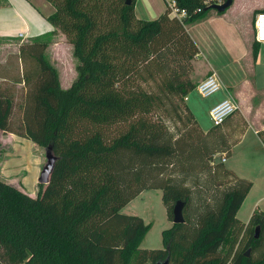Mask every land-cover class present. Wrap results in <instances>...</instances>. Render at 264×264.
<instances>
[{"label":"trees","instance_id":"obj_1","mask_svg":"<svg viewBox=\"0 0 264 264\" xmlns=\"http://www.w3.org/2000/svg\"><path fill=\"white\" fill-rule=\"evenodd\" d=\"M125 1L47 0L46 20L76 60L68 88L45 41L20 45L26 91L14 124V97L0 90V130L51 146L56 160L36 196L0 179V245L26 264H264V213L236 217L252 182L216 159L232 155L247 123L236 109L204 131L185 99L199 52L187 26L215 1L175 0L185 16L165 7L152 20ZM144 189H160L171 221L185 203L160 249L140 248L150 224L121 212Z\"/></svg>","mask_w":264,"mask_h":264},{"label":"rangeland","instance_id":"obj_2","mask_svg":"<svg viewBox=\"0 0 264 264\" xmlns=\"http://www.w3.org/2000/svg\"><path fill=\"white\" fill-rule=\"evenodd\" d=\"M8 1L13 7L9 6L11 12H9L7 8L0 12L1 19L5 21L2 25L3 27L0 29L1 34L13 36L17 30H24L26 28V23L29 24L32 29L30 36L39 37L38 40L46 42L47 46L44 55L57 69L61 87L68 88L76 77V60L72 57V46L66 43L63 34L58 29H56L54 33H47L41 37L43 33H46L49 27V22L47 23L42 14H46L48 9L52 10L50 5L46 0H31L32 4L27 0H18V4L15 0H11V2L10 0ZM205 1L217 2L218 0ZM141 6H145L147 10L152 13L151 17L154 19L156 12L163 6V0H139L138 11ZM25 8H27V10H25ZM254 17L255 13L252 17L248 18L251 26ZM30 42H22L19 38H13L11 40L8 39V41L5 40L3 44H0V90L4 89L3 91L9 92L14 97L15 109L12 115V122L14 124L18 121L19 111L17 108L26 91L23 82L19 80V75L22 74L23 65L25 64L20 55L19 47L23 43ZM235 70L240 73L241 69ZM242 72L243 70H241L240 73L241 78L237 80L238 83H240L238 85L241 91H245L247 89L245 83L252 82L253 77L251 73L244 76ZM15 79H17V81H15ZM254 81L256 82V74ZM224 96L225 90L222 86L219 91L208 97H201L195 89L187 96V104L193 111L202 130L205 131L212 125L208 115L209 108L216 102L222 100ZM248 117L252 122V126H255L256 117L253 118L250 115H248ZM254 137L253 127L247 128L242 144L238 147H233L232 151L234 157H237L238 161L242 164H244L246 160L253 163L254 168L250 170L248 175L257 180L255 181V189L252 191L249 199L241 206L236 214V217L242 222H247L249 219L248 216L251 215L252 211L255 209L264 213V159L262 153H258L256 144H253L252 139ZM6 139H8V133L0 130V179L10 184H17L19 189L25 193L30 196H36L39 189L38 176L46 162L45 148L36 145L31 140L24 137L17 138L13 146H10ZM11 147L13 149L16 147L18 156L16 155V151H13ZM243 156L246 160L242 158ZM216 159L220 161L219 156H216ZM230 163L231 161L228 162L227 166ZM257 198H260L259 204L252 207V204ZM121 212L129 215H137L141 217L146 224H150V228L139 246L140 248H163L161 231L171 227L173 223L167 217L166 208L161 200L160 189H144L123 206ZM0 264L26 263L24 261L13 260L6 249L0 245ZM146 264L152 263L148 262Z\"/></svg>","mask_w":264,"mask_h":264},{"label":"crops","instance_id":"obj_3","mask_svg":"<svg viewBox=\"0 0 264 264\" xmlns=\"http://www.w3.org/2000/svg\"><path fill=\"white\" fill-rule=\"evenodd\" d=\"M15 1L18 4V0ZM27 1L32 4L31 0ZM138 1L139 0H136L134 6L136 17L143 20H152V13H150V11L147 10L145 6H141L138 11ZM221 1L222 0H218L217 2ZM164 2L165 0H163V6L156 12L155 18L164 11ZM9 6L12 5L8 0H0V12L6 8L9 9V12H11ZM50 8H52V10L48 9L46 14H42L45 19L53 12V7L51 5ZM25 10H27V8H25ZM261 10H264V0H232L231 5L223 13L220 14L217 13L216 10L211 9L204 18L188 25L187 31L193 41L196 43L199 50L193 59V71L190 75L191 80L195 84H198L201 80L212 73L217 76L221 86L225 90L224 98L230 97L233 99L236 103L239 114L247 123V128L253 127V132L255 135V137L252 139L253 144H256L258 153H262V157L264 159V145L257 135L259 130L264 129V44H258L256 58H253V21L252 26L248 21V18L252 17L254 13L256 14ZM1 18L2 17H0V29L5 23V21ZM25 27L26 28L24 30H17L13 36L1 34L0 30V44H3L5 40L8 41V39L11 40L13 38H19V40L22 42H30L36 38L39 39V37L30 36L32 29L29 24L26 23ZM55 31L56 28L52 27L49 23L46 33H43L41 37L47 33H54ZM19 33H22L23 36H18ZM235 69L243 70L242 73H244V76L248 75L249 73L252 74L253 80L252 82L245 83L247 87L245 91H241V88L238 85L240 84L238 83V78H241V70L239 73ZM255 74L256 82L254 81ZM187 96L185 98L186 103ZM248 115L252 116L253 118L256 117L255 126H252V122L250 121ZM245 132L234 147H238L242 144L243 139L245 138ZM19 137L20 136L8 133V139L6 140L10 146H13L14 142ZM13 151H16V155L18 156L16 147H14ZM242 158L246 160L244 156ZM229 161H231V163L227 166ZM224 164L237 176L249 179L252 182V187L245 197L242 203L243 205L249 199L252 191L255 189V181H257L255 178H252L248 175L250 170L254 168L253 163L246 160L245 163L242 164L240 161H238L237 157H234L232 154L229 158L227 157ZM12 185L19 188L17 184ZM259 200L260 198H257L252 204V207H255V205L257 206V204H259Z\"/></svg>","mask_w":264,"mask_h":264},{"label":"built area","instance_id":"obj_4","mask_svg":"<svg viewBox=\"0 0 264 264\" xmlns=\"http://www.w3.org/2000/svg\"><path fill=\"white\" fill-rule=\"evenodd\" d=\"M165 6L170 10L171 15H175L178 18L185 16V11L181 10L175 0H165ZM22 37V33H19ZM253 39L258 44H264V10L258 11L253 19ZM221 88L220 81L217 76L212 73L206 78L201 80L195 87L196 92L201 97H208L215 94ZM237 109L236 103L233 99L224 98L215 103L208 110L209 118L212 125L222 124L229 116H231ZM220 161L225 162L227 157L222 154L219 155Z\"/></svg>","mask_w":264,"mask_h":264},{"label":"water","instance_id":"obj_5","mask_svg":"<svg viewBox=\"0 0 264 264\" xmlns=\"http://www.w3.org/2000/svg\"><path fill=\"white\" fill-rule=\"evenodd\" d=\"M232 3V0H224L221 2H214L210 5H208L207 8H211L216 10L217 12L221 13L224 12ZM125 4L130 5L131 4V0H126ZM45 159L46 162L43 165L39 176H38V183L46 185L49 182V178L50 175L53 171L54 168V164H55V160L56 157L54 156L53 152H52V147L51 146H47L45 148ZM184 202L178 200L172 209V223L173 224H179L184 222L185 218H184V214H183V208H184ZM258 230L259 228L256 227L255 228V238L258 237ZM248 255V254H247ZM156 264H168V258L166 260H164L163 262H158Z\"/></svg>","mask_w":264,"mask_h":264}]
</instances>
